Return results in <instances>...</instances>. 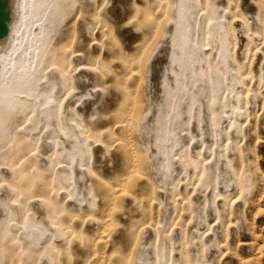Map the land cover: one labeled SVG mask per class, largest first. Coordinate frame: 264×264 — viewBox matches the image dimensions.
I'll return each mask as SVG.
<instances>
[{
	"label": "rangeland",
	"instance_id": "1",
	"mask_svg": "<svg viewBox=\"0 0 264 264\" xmlns=\"http://www.w3.org/2000/svg\"><path fill=\"white\" fill-rule=\"evenodd\" d=\"M57 2L20 98L66 131L0 110V264H264V0H187L181 75L179 0Z\"/></svg>",
	"mask_w": 264,
	"mask_h": 264
},
{
	"label": "bare ground",
	"instance_id": "2",
	"mask_svg": "<svg viewBox=\"0 0 264 264\" xmlns=\"http://www.w3.org/2000/svg\"><path fill=\"white\" fill-rule=\"evenodd\" d=\"M56 7H58L57 0H0V24L4 26V33L10 27V33L6 38H2L0 35V110L2 106L10 109L25 104L24 98L20 97H22V93H29V90L25 88V85H28L27 83L30 81L26 73L35 74L42 63L41 54L45 43L38 39L44 31L40 26L48 18L50 11ZM176 10V20L180 25L178 27L179 36H177L174 45L180 48L181 68L178 74L181 75L186 68L197 60L195 51L202 47V43L194 41L199 40L195 36V28L199 22L197 20H195L196 22L190 21L191 4L187 0H179ZM42 17H44L43 22L37 24L43 19ZM207 20L211 25L212 36L220 35L218 38L220 49L217 53L221 55L226 46V41L220 32L222 24L218 22L215 16H209ZM208 61L214 65L212 60ZM34 64L35 66H33ZM256 71L258 74L260 73V69H256ZM183 85L184 81L178 79L171 104L172 109L174 108L177 114L175 115L173 112L170 120L180 115V110L177 109L178 91ZM50 95L52 96V94L44 91L37 93L30 105L25 104V109L29 107L38 108L37 118L41 120L50 119L48 123L50 126H56L65 132L66 129L62 124L63 118L61 117L62 104L56 101V97L50 100ZM50 101L51 104H48ZM213 103L215 106L217 105V103ZM215 116L212 119L217 123L214 119ZM159 130L165 131L164 128ZM168 138L176 141V134L173 133V129L166 130V139ZM83 155L84 153H81L76 157V154H69L72 160L80 159Z\"/></svg>",
	"mask_w": 264,
	"mask_h": 264
}]
</instances>
